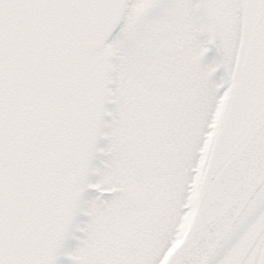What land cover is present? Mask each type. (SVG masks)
I'll list each match as a JSON object with an SVG mask.
<instances>
[{"label": "snow or ice", "instance_id": "6c2138e0", "mask_svg": "<svg viewBox=\"0 0 264 264\" xmlns=\"http://www.w3.org/2000/svg\"><path fill=\"white\" fill-rule=\"evenodd\" d=\"M0 264H264V0H0Z\"/></svg>", "mask_w": 264, "mask_h": 264}]
</instances>
